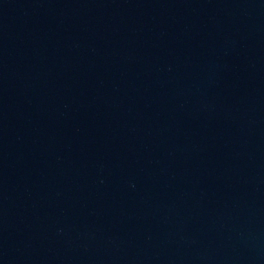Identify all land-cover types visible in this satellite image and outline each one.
I'll return each mask as SVG.
<instances>
[{"label": "water", "instance_id": "1", "mask_svg": "<svg viewBox=\"0 0 264 264\" xmlns=\"http://www.w3.org/2000/svg\"><path fill=\"white\" fill-rule=\"evenodd\" d=\"M0 264H264V0H0Z\"/></svg>", "mask_w": 264, "mask_h": 264}]
</instances>
